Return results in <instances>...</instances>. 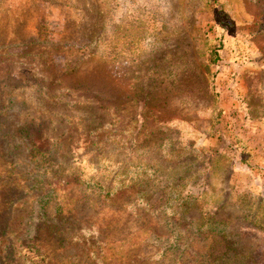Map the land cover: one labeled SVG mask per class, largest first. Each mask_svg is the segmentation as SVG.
Listing matches in <instances>:
<instances>
[{
	"label": "rangeland",
	"instance_id": "obj_1",
	"mask_svg": "<svg viewBox=\"0 0 264 264\" xmlns=\"http://www.w3.org/2000/svg\"><path fill=\"white\" fill-rule=\"evenodd\" d=\"M262 122L264 0H0V264H264Z\"/></svg>",
	"mask_w": 264,
	"mask_h": 264
},
{
	"label": "crops",
	"instance_id": "obj_2",
	"mask_svg": "<svg viewBox=\"0 0 264 264\" xmlns=\"http://www.w3.org/2000/svg\"><path fill=\"white\" fill-rule=\"evenodd\" d=\"M247 116L249 118V114ZM240 130L239 135L237 134L238 138L236 139V143L239 141V144L244 146L246 150L245 152H247L246 160L248 163H251L252 165L262 164V171L256 173L249 169L248 163H242L241 160L244 156L241 155L240 149L239 152L236 153L233 150V146L228 147L229 141L227 136V141H223L222 143L218 142V146L214 150L218 151L224 160L231 165V181L237 177V175H241L243 177L242 180H239L240 184H237L236 181L235 183L232 182V185H234L233 187L236 190L242 189L240 192L248 191L247 195L250 194L258 200V203L255 206L256 208H251V210H255V213L252 216L255 220L259 221V223H255L256 226L263 228L264 225H261L260 221L264 218V123H247L246 126ZM215 137L218 139V136L213 137L211 135L210 140L216 139ZM214 141L215 140H212V143H210L212 146H209L211 152L213 151V148L211 147H215ZM194 151L198 150L194 149ZM226 158H228V160ZM250 214H252V212Z\"/></svg>",
	"mask_w": 264,
	"mask_h": 264
},
{
	"label": "trees",
	"instance_id": "obj_3",
	"mask_svg": "<svg viewBox=\"0 0 264 264\" xmlns=\"http://www.w3.org/2000/svg\"><path fill=\"white\" fill-rule=\"evenodd\" d=\"M210 51H209V54H208V61L209 63L211 64H218L219 62H221L222 60V55H221V50L223 49V43L222 41H215V42H212L210 44ZM226 137V135H225ZM233 146V150L237 153L239 152V149H240V153L241 155L244 156V158H242V163H248V161L246 160V155H247V152H245V148L243 145L239 144V141H237L236 144L234 145H231V147ZM228 160V158H226ZM248 166H249V169L254 171V172H260L262 171V164H255V165H252L251 163H248ZM74 216L72 215L71 218H73ZM215 217V216H213ZM67 220H70V218L68 216H65V219L61 220L60 221V229L61 231L64 230V227H65V224L67 223ZM174 223L175 224H178L181 222V218L178 217V218H174L173 219ZM58 225V224H57ZM56 225V226H57ZM208 227L210 225H207ZM58 227V226H57ZM227 227L228 225H225L223 226V228L219 229V230H216L215 233H214V237L217 239V237H219V239H217V241H221V238H223V240H225L226 242H224L226 244V246L230 247V242H228V236H229V232H227ZM49 229H51V226L48 227ZM57 231V230H56ZM63 234H64V237H63ZM58 235H62V237L60 236V238L58 237ZM57 238H59L61 241V243H65L66 241H68V237L65 236V232H60L57 234ZM65 240V241H63ZM108 244H106L107 246ZM251 260H254L255 262L258 261V259L255 257V255H253L252 257H250Z\"/></svg>",
	"mask_w": 264,
	"mask_h": 264
}]
</instances>
